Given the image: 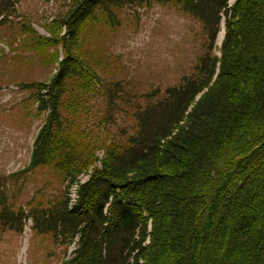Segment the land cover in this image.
<instances>
[{"label":"trees","instance_id":"obj_1","mask_svg":"<svg viewBox=\"0 0 264 264\" xmlns=\"http://www.w3.org/2000/svg\"><path fill=\"white\" fill-rule=\"evenodd\" d=\"M153 1L202 22L212 47L224 16L225 36L220 56L211 49L196 75L136 112L130 136L89 138L81 108L66 102L69 93H100L106 64L88 33L114 25L119 1L71 0L66 16L45 26L50 37L23 26L25 45L55 48L59 67L50 84L38 83L48 89L40 111L50 115L26 172L47 167L71 183L90 176L74 210L62 201L53 215L66 245L80 236L63 264H264V0ZM16 15L12 0H0V27ZM7 220L18 218L0 213V226Z\"/></svg>","mask_w":264,"mask_h":264},{"label":"rangeland","instance_id":"obj_2","mask_svg":"<svg viewBox=\"0 0 264 264\" xmlns=\"http://www.w3.org/2000/svg\"><path fill=\"white\" fill-rule=\"evenodd\" d=\"M12 1L17 15L0 27V44H21L13 46V53L0 54V213L15 215L18 221L1 222L0 264H62L69 248L63 235L56 237L61 228L53 215L62 211L61 202L69 197L67 183L47 167L21 173L27 170L44 121L43 112L36 109L37 96L44 92L38 83H48L58 73L55 48L45 53L29 50L23 26L30 29L34 24L42 34V28L66 16L70 0ZM117 1L114 25L100 26L98 36L97 27L88 33L94 38L90 49L106 64L99 71L100 93H69L66 99L68 105L81 108L78 116L89 138L130 136L141 107L196 75L211 49L219 54L220 46L212 47L205 25L182 7L153 0ZM72 111L68 107L67 112ZM35 215L41 227L30 219Z\"/></svg>","mask_w":264,"mask_h":264},{"label":"bare ground","instance_id":"obj_3","mask_svg":"<svg viewBox=\"0 0 264 264\" xmlns=\"http://www.w3.org/2000/svg\"><path fill=\"white\" fill-rule=\"evenodd\" d=\"M223 36H224V33H221L220 37H219V43L222 42L223 40Z\"/></svg>","mask_w":264,"mask_h":264}]
</instances>
